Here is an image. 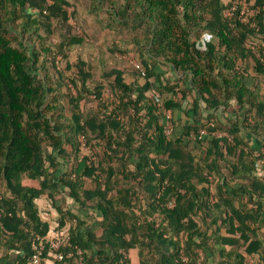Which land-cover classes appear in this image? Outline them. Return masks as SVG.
<instances>
[{
	"label": "trees",
	"instance_id": "trees-1",
	"mask_svg": "<svg viewBox=\"0 0 264 264\" xmlns=\"http://www.w3.org/2000/svg\"><path fill=\"white\" fill-rule=\"evenodd\" d=\"M51 1L0 0V241L14 252L1 256L0 264H26L33 238L49 235L36 203L45 196L59 212L56 228L70 238L62 251L73 255L59 264H78L80 257L84 264H137L129 259L134 250L142 258L138 264H246L242 250L264 264V164H258L264 160V95L258 83L264 48L254 42L264 36V0H254L256 14L248 22L242 21L241 6L225 17L228 5L222 0H95L107 6L118 27L136 34L141 64L135 68L145 83H129L113 68L105 77H113L118 105L103 118L84 119L92 74L79 60L81 88L70 98L69 130L47 103L53 89L47 76L38 77L43 47L35 39L43 40V29L51 33L53 21L61 24L62 41L46 51L64 54L84 39L69 33L70 4ZM163 67L180 74L184 99L199 97L192 111L197 124H187L186 135L198 134L202 113L216 130L224 126L222 138L199 140L206 144L201 158L183 139L165 133L153 91L162 87L177 95L182 86L164 82ZM95 93L102 98L101 90ZM163 109L175 112L182 104L165 100ZM122 112L129 114L128 122ZM80 136L88 143L96 139L100 160L79 158ZM65 144L74 150L71 168ZM64 198L101 217L100 233L78 214L63 211ZM68 219L76 221L74 228H66ZM50 254L55 259L49 248L44 259Z\"/></svg>",
	"mask_w": 264,
	"mask_h": 264
},
{
	"label": "rangeland",
	"instance_id": "rangeland-1",
	"mask_svg": "<svg viewBox=\"0 0 264 264\" xmlns=\"http://www.w3.org/2000/svg\"><path fill=\"white\" fill-rule=\"evenodd\" d=\"M70 5L65 7V10L69 14V21L67 25L69 26V33L71 35H76L82 37L84 42L81 45L67 49L65 53L59 52L57 49L55 54L52 52L46 51L48 46L59 45L62 41L60 25L57 21H53V26L51 28V33L43 31L40 33L42 36V41L35 39L38 44V48L43 47V51L40 54L39 60L37 61L36 68L38 69V77L42 80H46L48 77L47 86L53 89L52 92L48 93L47 103L51 104L53 112L56 116H63V120L66 123V129L69 130L71 125V118L74 111L73 105L70 102L72 96H77L80 92L81 84L78 80V70L76 68L79 60H83L87 64V69L92 74L91 79L88 82L89 91L88 102L85 106V111L83 118L99 117L103 118L106 114H110L112 110L118 105V98L111 89L112 78L105 77V73H108L113 68L121 69L126 80L131 83L134 80L143 85L145 79L137 73L135 64H141L140 61V47L136 44V34L131 31L115 24L111 18L107 6L100 8L95 0H66ZM224 4H227L228 7L224 11L225 17H232L233 12L238 6H241L243 15L242 21L248 22L256 14L254 9V0H222ZM49 4L53 2L48 0ZM116 26V27H113ZM207 37V36H206ZM205 38V37H204ZM217 41V39H215ZM257 43L259 50L264 48V36H261L254 40ZM43 44V45H42ZM15 46H18V43L14 42ZM248 68L253 72L254 61H248ZM68 63L71 65V68H67ZM242 65V61L238 63ZM162 70L165 72L163 74L164 82L166 79L172 81V85L182 86V83L179 80L178 73L173 72L168 67H163ZM179 80V82H178ZM151 81H154L151 79ZM78 85L74 86L73 83ZM258 83L261 87V92L264 95V76H258ZM165 84V83H164ZM101 90L102 98L98 99L96 97V91ZM182 86L181 89L177 91V95H173L170 92H167L162 87H158L154 90L157 91L153 93L158 94L161 103L162 116L166 112L165 116H170L171 120L169 122L161 118V123L172 128L171 137L172 138H181L184 140L185 148L195 154L197 158H201L205 155L202 144L197 139V131L190 132L189 135H186V125L191 123L196 125V121H193V101L198 97L197 94H189L186 99L182 96ZM150 97L152 92L147 93ZM172 99L175 102L182 104V109H179L175 112L171 110L163 109V103L165 100ZM199 99V97H198ZM202 105L204 104L201 102ZM221 116V113H219ZM128 113L122 112V117L125 122H128ZM196 120H198V130H208V116L199 115ZM220 129L219 133L222 136H225L224 126H218ZM213 138L211 133L206 136L202 142L207 141V139ZM252 144L253 141L249 140ZM80 144L79 158L85 156H91L96 162L103 157V152L101 146L98 144L96 139L89 142L83 136L78 138ZM68 154L70 153V158L66 161V165L71 168L73 164L70 160L74 157V150L71 145L65 144ZM116 161L113 164H117ZM73 166V165H72ZM106 166V164H105ZM95 184L93 182L87 181V187L93 188ZM144 193H140L142 200L144 201ZM96 218V215H92ZM91 217V218H93ZM93 218V219H94ZM92 220V219H91ZM98 231H101L100 228ZM184 240V238H182ZM183 243V241H182Z\"/></svg>",
	"mask_w": 264,
	"mask_h": 264
},
{
	"label": "built area",
	"instance_id": "built-area-1",
	"mask_svg": "<svg viewBox=\"0 0 264 264\" xmlns=\"http://www.w3.org/2000/svg\"><path fill=\"white\" fill-rule=\"evenodd\" d=\"M256 43V42H255ZM144 75L145 73L142 72ZM156 97L159 98L158 94H156ZM159 106H161L160 100ZM166 112H164L163 119L165 121L169 122L171 120L170 116H165ZM165 125V124H164ZM208 130H200L197 134V139L203 140L206 136L208 137V134L211 133L213 137L222 138V134L219 133L218 130L215 129L214 122H208L207 124ZM172 128L170 126L165 125V133L168 137H171ZM70 246V238L68 235L67 230H58L57 228L54 229V232L52 234L49 233L48 236H40L36 235L32 240V255L28 259L26 264H43L44 262V254L46 252V249L49 248L50 251L55 255V259L58 262L63 261L65 258L71 257L72 253L65 254L62 249ZM76 253L78 256L82 255V251L80 249H76ZM78 264H84L83 258L80 257V260ZM246 264H257L255 259L253 257H249L246 260Z\"/></svg>",
	"mask_w": 264,
	"mask_h": 264
},
{
	"label": "crops",
	"instance_id": "crops-1",
	"mask_svg": "<svg viewBox=\"0 0 264 264\" xmlns=\"http://www.w3.org/2000/svg\"><path fill=\"white\" fill-rule=\"evenodd\" d=\"M258 164L262 167L263 164H264V160L261 161V162H258ZM231 190V189H229ZM9 196V195H8ZM248 198V197H247ZM247 198L245 197L243 199V202L244 203H247ZM37 205H38V208L41 210V212H43V219H44V222H47L50 226V234H52L54 232V229L57 227L58 225V222H60V215H59V212L55 209H52L50 206V201L47 199V197L45 196L44 198H42L40 201H37L36 202ZM250 207L252 205H249ZM60 207L62 208L63 211H71L72 213H76L79 215V217H81L82 219H84L85 221H87L89 224H91V226H94V228L96 229L95 232H98V234L100 233L97 229L98 228V225H96V222L97 221H100L102 218L101 217H96L94 218L92 216V214H87L85 213V211H83L81 208H79V206L75 203H73V201H70L69 199H63L60 201ZM47 212V213H46ZM93 217V218H91ZM92 219V220H91ZM67 227L66 228H74L76 226V221L75 220H71V219H68L66 221V224H65ZM260 235L261 237L263 238L264 240V227H262L260 229ZM222 236H227V233H226V230H223L222 231ZM230 247L227 246L226 247V251L229 252L230 251ZM10 251V253L13 252V250H9L6 243L5 242H1L0 241V257L5 255V254H8ZM246 260L249 258V257H253L256 261L257 259V256H248L246 253H244V251L242 250ZM14 254V252L12 253ZM15 254H19L17 251ZM200 254L202 255V257L204 256V254L202 253V251H200ZM132 259L133 263H139V261L142 259L140 254H139V251L138 250H134L132 251L131 255H129V259ZM216 259L218 260V262L220 261V255L217 254L216 256ZM257 262V261H256ZM43 264H59L58 261H56L54 259V257L50 255H47V257L44 259V262Z\"/></svg>",
	"mask_w": 264,
	"mask_h": 264
}]
</instances>
